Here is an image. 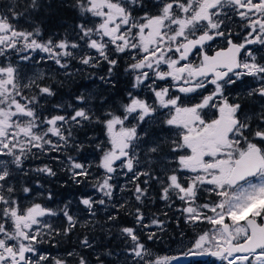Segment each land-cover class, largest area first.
<instances>
[{"label": "snow or ice", "instance_id": "6c2138e0", "mask_svg": "<svg viewBox=\"0 0 264 264\" xmlns=\"http://www.w3.org/2000/svg\"><path fill=\"white\" fill-rule=\"evenodd\" d=\"M30 6L37 8V0H30ZM72 7L81 17L99 21L83 19L77 24L76 41H41L39 28L25 31L16 27L14 21L20 14L15 8L0 13V56L39 50L49 54L63 69L73 60L91 67L103 61L109 65L110 76L118 63L110 52L135 51L139 59L132 55L128 66V71L134 73L133 88L148 87L154 102L129 92L128 102L117 110L105 112L103 118L87 106L73 108L68 116L43 117L39 112L40 98L55 96L53 86L38 83L42 79L39 76L24 83L12 64L0 66V264H43L47 256L37 255L33 259L36 245L43 241L42 229L54 230L42 218L58 214L40 203L22 207L10 183V166L22 168L33 149L59 151L62 144L66 146L72 139L73 126L82 122L103 124L110 147L103 152L99 167L108 175L97 187L111 198V174L117 171L114 165L120 161L128 172H134L141 163L135 150L140 140L138 127L146 118L154 117L158 108L170 112L163 123L179 130L171 141V150L177 153L173 161L176 167L169 170L165 180L156 178L162 184L161 199L173 202L175 197L182 201L190 222H207L213 229L200 234L179 256L152 259L151 250L140 241L135 229L125 227L121 232L133 242L130 253L139 258L138 264H172L173 261L179 264L182 259L205 255L218 257L227 264H264V63L257 62L248 47L264 46V0H154L155 12L145 10L146 0H74ZM138 12L143 15L134 14ZM232 15L244 22L246 35L240 43L233 42V33L227 29L226 21ZM217 37L225 38L227 47L208 55L205 45ZM88 50H94L95 55ZM194 53L201 57L198 64L190 59ZM242 53L246 58H242ZM20 59L27 61L30 56L22 55ZM162 65L167 70H161ZM245 76L259 80V87L248 93L260 97L259 106L250 109L251 115L245 114L241 103L230 102L224 94L225 85L235 84ZM169 79L177 82L178 91L186 95L206 89L208 84L214 89L202 96L200 102L187 106L179 95H170L168 86L156 85L157 80ZM148 81L151 82L146 84ZM33 88L36 93L31 94ZM75 99L80 105H87L91 98L79 95ZM205 109H215V118L206 119ZM130 118L136 124H131ZM160 150L157 143L148 151ZM69 160L72 168L79 170L73 171L77 183L81 182L78 177L89 176V166L71 157ZM37 171L55 175L48 166ZM181 172L193 175L182 178ZM140 175L151 177L150 172H134L136 179ZM22 191L29 193L31 189L25 187ZM202 191L218 199L198 204ZM134 193L135 199L142 203L147 188L136 185ZM81 203L92 210L97 203L104 205L105 200L85 198ZM62 211L70 228L75 227L67 206ZM143 219L137 209V222ZM152 223L160 224V221ZM154 235L149 234L147 239L152 240ZM82 243L92 246L87 238ZM55 264L64 262L57 260ZM80 264L88 262L81 257Z\"/></svg>", "mask_w": 264, "mask_h": 264}, {"label": "trees", "instance_id": "16d2710c", "mask_svg": "<svg viewBox=\"0 0 264 264\" xmlns=\"http://www.w3.org/2000/svg\"><path fill=\"white\" fill-rule=\"evenodd\" d=\"M73 3L74 0H37L39 6L33 9L30 0H0V12L6 13L11 8H15L20 14V18L14 21L16 27L25 31L39 28L41 35L38 39L41 41L48 39L76 41L78 29H75V26L83 22V19L93 21L95 19L88 16L81 17L79 11L72 7ZM22 55H29L30 59L21 60ZM116 55L121 60L112 69L110 76L109 65L106 62L102 61L97 67H91L73 60L67 69H63L49 57V54L35 51L10 52L7 54V63L17 68L19 77L31 73L35 75L36 72L37 77H42L37 80L38 83L53 86L55 96L40 98L39 112L43 117L70 115L73 108L85 106L80 105L75 99L76 96L84 95L91 98L87 107H91L96 115L103 118L105 112L117 110L119 105L126 102L128 98L126 89L132 83L131 72L127 68L129 64L122 61V56L126 55L122 53ZM101 77L105 79L102 80ZM34 93H36L35 88L32 89L31 94ZM240 98L243 108L249 113L252 106H258L257 102L260 101L259 96ZM56 105L63 107L57 108ZM52 139L54 142L57 141L56 137ZM109 147V137L103 124L82 122L81 125L72 127V139L68 145L62 144L59 151L41 152L33 149L32 154L24 160L22 168L10 166L12 172L10 183L15 188L16 199L22 207L40 203L58 213L55 216L42 218L54 231L42 229L43 241L36 245L37 253L33 258L37 255L47 256L48 259L43 264H55L57 260L63 261L64 264H80L81 257L88 264H138L139 258L128 253L133 242L121 232L122 228L137 229L142 243L158 249L164 246L165 242L168 245L177 243L183 238L181 237L183 233L184 236L196 235L189 231L188 223H185L183 213L178 210L177 205L173 202L166 203L161 199L162 186L157 181H153V177H149L146 184L150 190L147 191L142 203L135 199L133 192L135 183L128 184L131 185L129 187L131 192L123 193L125 198L113 207L110 204L97 203L92 210H89L81 203L85 198L100 200L97 193H103L99 191L97 184L101 176L99 171L103 172V168L99 165L103 152ZM69 157L74 161L95 165L94 168L90 165L88 177L77 178L80 183L73 178V171L77 170L72 168ZM45 166L51 168L55 175L37 171ZM93 169L96 172H92ZM25 187L30 188L31 192L24 193L22 189ZM132 188L134 189L131 190ZM107 199L114 200L113 197ZM173 201H177L175 197ZM197 203L202 204V196ZM65 206L74 218L75 227L70 228L67 218L63 215L62 210ZM137 209L144 217L139 223L136 220ZM153 220L164 223L161 227L155 228L149 224ZM154 229L158 230L153 231L155 234L153 239L148 240L150 231ZM202 231L203 229L199 228V232ZM85 238L88 239L91 247L83 245ZM172 264L177 262L173 261ZM188 264H227V261L217 262L216 257H211L208 260H194Z\"/></svg>", "mask_w": 264, "mask_h": 264}, {"label": "flooded vegetation", "instance_id": "af4514ba", "mask_svg": "<svg viewBox=\"0 0 264 264\" xmlns=\"http://www.w3.org/2000/svg\"><path fill=\"white\" fill-rule=\"evenodd\" d=\"M153 2H154V0H146V3L148 4L147 9H145L146 11H149V12H155L156 11V9H154L152 7ZM134 14L135 15H143V12H138V13H134ZM226 23H227V29H230L231 32L233 33V35L231 36V39L233 40V42L234 43L242 42L244 36L246 35V30L243 28L244 22L241 21L238 16L232 15L231 19L226 21ZM225 47H227L226 39L223 37H217L215 40L210 41L205 45L204 51H206L208 55H213L216 51H218L222 48H225ZM248 47L253 51L254 55L257 58V62L264 63V59H261L262 57H264V46L250 45ZM116 54H121V53L110 52V55L112 56V58L116 59L117 61H120L121 58L119 56H117ZM122 54L126 55V56H122V61H124L125 63H128V64L132 63V55H136V58L139 59V55L136 54L135 51L129 52V53H122ZM241 55H242V58H246V57H244L243 53ZM190 59L192 60L193 63L198 64L201 60V57L197 53H194L193 56L190 57ZM130 75H131L132 83L126 89L127 95L129 92H131L133 95L139 96L142 99L148 98L149 103H153L154 100H151V98H150V97H152L153 94L148 89V87L141 85L139 88H133L134 73L131 72ZM229 75L232 76V73H229ZM233 79H236V78L233 77ZM150 82L151 81H148V82H146V84L150 83ZM166 84L170 88V95H179L181 97V101L184 105L192 104L193 100L198 98L200 95L199 90L195 93H191V94H187V95L180 93L178 91V88L175 86V85H177V82H175L171 79L167 80ZM249 87H252V88L259 87V80L257 78H254V77L245 76V77L241 78L240 80H237V83H235V84L225 85L224 94H225V96H227L229 98L230 102H232L233 101L232 99L235 96H238L241 93H249V91H250ZM213 89H214V86L211 85L210 90H213ZM210 90H206V91H210ZM128 99H129V97L127 98L126 102H124V104L128 102ZM235 102H238V101H235ZM119 107H120V105L118 106V108ZM244 109H246V108H243V110ZM213 111H214V113H216L215 109ZM169 115H170V112L168 109L158 108L154 117L146 118L145 122L141 123L138 127L143 131L144 135H145V133H147V135H145V136H143L141 133H138V135L140 136V140L144 141V143L146 145H149V146H150V142L152 145H156L157 143H159L161 145L160 151H162V152L159 153L160 151H158L157 153H150L149 159L147 160V158H144L142 160V162L134 168V172L135 173H140L141 171L142 172H150L151 177H153V181H155V182L157 181L156 178H159V180H161V181L165 180L166 176L168 174H170L169 170L176 167V165H175V163H173V161L175 160L177 153H174L171 150L172 149L171 141H172V139L176 138L179 130L177 129V132L174 134V130H176V128L167 126L163 123V121L166 120ZM130 122H131V124H136V121L131 120V118H130ZM118 164L121 166L120 161H118ZM118 171H119V169H118ZM120 171L124 172V171H127V169H126V167H124V169H121ZM134 172H133V175H134ZM179 174L181 175V177H183L181 173H179ZM126 179L129 180V177H127ZM148 180H149V176H145V175H140L139 179H135V180L130 179V181H132V182L143 181V183L145 181H147V183H148ZM161 186H162V184H161ZM161 190H162V187H161ZM114 199L116 200L117 198H114ZM176 200L178 202L173 201V203L175 205H177L176 207H180V203L182 201H180L178 199H176ZM165 202L169 203V201H165ZM119 203H121V200H119V202L117 201V204H119ZM181 210L183 211V208H181ZM181 253L182 252L171 254L170 256L180 255Z\"/></svg>", "mask_w": 264, "mask_h": 264}, {"label": "rangeland", "instance_id": "374dc122", "mask_svg": "<svg viewBox=\"0 0 264 264\" xmlns=\"http://www.w3.org/2000/svg\"><path fill=\"white\" fill-rule=\"evenodd\" d=\"M95 19V22L96 23H98L99 21L96 19V18H94ZM89 26H91V25H89ZM35 52H41V51H39V50H36ZM89 53H91V54H93V55H95V53H94V50H89L88 51ZM41 53H43V52H41ZM17 57H19V55L17 56ZM8 62V57L7 56H0V66H7V63ZM13 65V64H12ZM161 70H167V68H166V66H161ZM37 77V75H36V72H35V75H34V73H31V74H27L26 76H21L20 77V79H21V81L22 82H24V83H27V82H29L30 80H32V79H34V78H36ZM156 85L157 86H167V84H166V81H159V80H157L156 81ZM176 87H177V85H175ZM211 89V84H208V86H207V88L206 89H203V90H199V93H200V95H199V97L198 98H196L195 100H193V103L192 104H190V105H187V106H191V105H193V104H195V103H198V102H200V100L202 99V96H204V95H208V94H210L213 90H210ZM250 89H252V87H249V90ZM206 90H210V91H206ZM245 96H249L248 95V93H241V94H239L238 96H235L232 100L233 101H238L239 103H241L242 104V100H241V98L240 97H245ZM251 97H254V96H251ZM151 98V100H154V97H153V95H152V97H150ZM147 100H148V98H147ZM232 101V102H233ZM154 102V101H153ZM257 104H258V106H259V104H260V101L259 102H257ZM85 106H87V105H85ZM214 109H211V110H209V109H205L204 110V113H205V118L206 119H209V118H215V116H216V114L217 113H214V111H213ZM244 112H245V114H248V115H251V113H249V112H246V109H244L243 110ZM177 132V129L176 130H174V134ZM138 133H141L143 136H145L144 135V133H143V131L140 129V128H138ZM175 137V136H174ZM176 139V138H175ZM172 140H174V139H172ZM137 144H138V146L136 147V153H138L139 154V158H140V160H141V162H142V160L144 159V158H147V160L149 159V154H150V152L148 151L151 147H154V146H156V145H152L151 144V142H150V146L149 145H146L145 143H144V141H141V140H139L138 142H137ZM102 159V158H101ZM76 162H78V161H76ZM79 163H82V164H85V163H83V162H79ZM100 163H101V160H100ZM86 166H89V168H88V170L90 169V165L94 168L95 167V165H94V163L92 164H89V165H87V164H85ZM114 167H116L117 168V171L115 172V173H112L111 175H112V179H111V181H110V183L113 185V192H112V196L111 197H113V198H117L116 200L119 202V200H122L123 198H125L124 196L125 195H123V193L124 194H126V193H128V191H130V189H129V187L133 184V183H135L136 185H139L140 187H142V188H147V191L148 190H150V188L146 185V184H144L143 183V181H134V182H132V181H130V179L131 180H135L136 178H135V176L133 175V172H128V171H124V172H122V171H120L121 169H124V167H122V166H120L119 164H118V161L116 162V164L114 165ZM118 169H119V171H118ZM77 171H79V170H77ZM92 172H96V171H94V169H93V171ZM98 172V171H97ZM100 173H101V176H100V181L103 179V178H105L106 177V175H108L107 173H106V170L105 169H103V172L102 171H99ZM142 172V171H141ZM181 174H182V178H184V177H187V176H190V175H193L192 173H188V172H181ZM133 175V176H132ZM127 177H129V180H127L126 178ZM131 184L130 186L128 185V184ZM136 187V186H135ZM134 187V188H135ZM208 187H211V186H208ZM134 188H132L131 190H133ZM131 192V191H130ZM134 192V191H133ZM202 193V195H200V196H202V204L203 203H206V202H208V203H210V202H212V201H215V200H217L218 198L214 195V194H209V193H207V192H201ZM135 194V193H134ZM97 195H98V199L100 198V199H104L105 200V204L106 205H108V204H110V206L111 207H113V206H115L116 204H117V201L114 199V200H111V201H109L108 199H107V197L106 196H104V194H101V193H97ZM127 198V197H126ZM186 205L183 203V202H181L180 203V207H177L178 208V210L179 211H181V213H183V219H184V221H185V223H188V229H189V231L193 234H196V235H186V236H184V233L183 234H181V237H183L181 240H179L177 243H174V244H170V245H168V243H164V246H161V248L160 249H158L157 247H155V246H153V247H151V246H146L148 249H150L151 250V253H152V258H154V259H158V258H162V257H164V256H170L171 254H175V253H180V252H183V251H186L187 249H188V247H190L191 245H192V243H193V241L200 235V234H202V233H204V232H208V231H210V230H212L213 229V226L212 225H210L209 223H207V222H197V223H193V222H190L189 220H188V214L187 213H185L184 211H182L181 210V208H184ZM209 215H211V213H209ZM160 221V220H159ZM163 223H164V221H160V224H153L152 223V221H150L149 222V224H151V225H153L155 228H159V227H161L162 225H163ZM198 224V225H197ZM203 227V231L202 232H199V231H197V228H200V227ZM35 227V226H34ZM148 227H150L149 225H148ZM197 227V228H196ZM155 230H158V229H154V230H151L150 231V234H152L153 233V231H155ZM135 231H136V234L138 235V230L137 229H135ZM159 236V235H158ZM168 245V246H167ZM129 254H131L130 253V250H129V252H128ZM34 256V255H33ZM172 256H174V255H172ZM33 259H35V257L33 258ZM216 260H217V262L218 261H221L218 257H216ZM237 264H239V262H237Z\"/></svg>", "mask_w": 264, "mask_h": 264}, {"label": "water", "instance_id": "95a60500", "mask_svg": "<svg viewBox=\"0 0 264 264\" xmlns=\"http://www.w3.org/2000/svg\"><path fill=\"white\" fill-rule=\"evenodd\" d=\"M210 256H208V255H205V256H201V257H190V258H188V259H182L179 263L180 264H183V263H187V262H189L190 260H192V259H202V260H205V259H208Z\"/></svg>", "mask_w": 264, "mask_h": 264}]
</instances>
